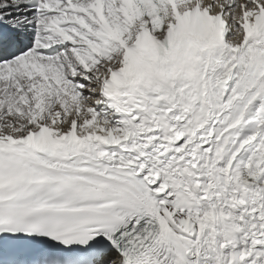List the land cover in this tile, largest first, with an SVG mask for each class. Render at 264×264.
I'll return each instance as SVG.
<instances>
[{
    "label": "snow or ice",
    "instance_id": "snow-or-ice-1",
    "mask_svg": "<svg viewBox=\"0 0 264 264\" xmlns=\"http://www.w3.org/2000/svg\"><path fill=\"white\" fill-rule=\"evenodd\" d=\"M0 264H264V0H0Z\"/></svg>",
    "mask_w": 264,
    "mask_h": 264
}]
</instances>
